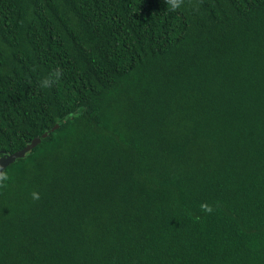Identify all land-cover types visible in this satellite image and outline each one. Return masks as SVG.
<instances>
[{
  "label": "trees",
  "instance_id": "1",
  "mask_svg": "<svg viewBox=\"0 0 264 264\" xmlns=\"http://www.w3.org/2000/svg\"><path fill=\"white\" fill-rule=\"evenodd\" d=\"M48 131L0 264H264V0H0V157Z\"/></svg>",
  "mask_w": 264,
  "mask_h": 264
},
{
  "label": "water",
  "instance_id": "2",
  "mask_svg": "<svg viewBox=\"0 0 264 264\" xmlns=\"http://www.w3.org/2000/svg\"><path fill=\"white\" fill-rule=\"evenodd\" d=\"M58 128V125H56L51 131H54ZM49 134L48 132H45L41 137L34 138L30 144H28L25 148L22 150H19L13 154H8L3 152V155L0 157V176L4 173L5 169L15 163L18 159L26 157V155L36 146H38L43 139H45Z\"/></svg>",
  "mask_w": 264,
  "mask_h": 264
},
{
  "label": "clouds",
  "instance_id": "3",
  "mask_svg": "<svg viewBox=\"0 0 264 264\" xmlns=\"http://www.w3.org/2000/svg\"><path fill=\"white\" fill-rule=\"evenodd\" d=\"M172 6L177 7L178 6V0H171ZM59 73L52 74L51 76H46L41 80V87H48L51 85V83L54 81V79L58 78ZM33 199H39V193L36 191H33L31 193Z\"/></svg>",
  "mask_w": 264,
  "mask_h": 264
}]
</instances>
